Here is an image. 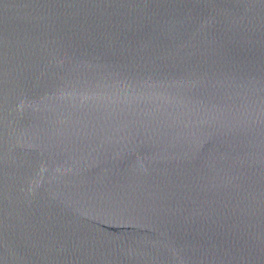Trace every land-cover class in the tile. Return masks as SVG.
<instances>
[{
	"label": "water",
	"instance_id": "obj_1",
	"mask_svg": "<svg viewBox=\"0 0 264 264\" xmlns=\"http://www.w3.org/2000/svg\"><path fill=\"white\" fill-rule=\"evenodd\" d=\"M0 264H264V0H0Z\"/></svg>",
	"mask_w": 264,
	"mask_h": 264
}]
</instances>
